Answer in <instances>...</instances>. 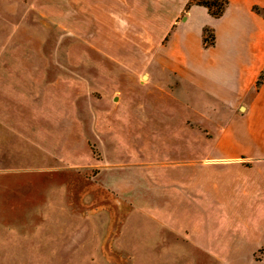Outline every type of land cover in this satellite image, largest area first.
Returning a JSON list of instances; mask_svg holds the SVG:
<instances>
[{
	"label": "rangeland",
	"instance_id": "rangeland-1",
	"mask_svg": "<svg viewBox=\"0 0 264 264\" xmlns=\"http://www.w3.org/2000/svg\"><path fill=\"white\" fill-rule=\"evenodd\" d=\"M72 7L66 0H0V50H62L77 23ZM205 34L211 39L210 30ZM71 38L75 51L80 45ZM128 43L119 45L129 50ZM103 65L102 89L84 97L88 110L96 99L110 108L120 98L119 108L108 112L113 116H33L40 92L21 85L12 101L0 88V264H257L256 250L239 247V211L253 196H239L236 166H224L207 185L190 176L183 197L159 194L163 162L241 155L175 152L228 143L231 138L193 135L188 127H214L226 118L200 104L205 116L216 118L198 119L161 92L158 79L144 82L131 67L107 58ZM97 165H108L99 192L118 193L120 200L83 201ZM173 229L208 232L213 246L195 248ZM160 230L171 243L158 240Z\"/></svg>",
	"mask_w": 264,
	"mask_h": 264
},
{
	"label": "crops",
	"instance_id": "crops-1",
	"mask_svg": "<svg viewBox=\"0 0 264 264\" xmlns=\"http://www.w3.org/2000/svg\"><path fill=\"white\" fill-rule=\"evenodd\" d=\"M70 1L66 0L73 6L77 23L72 31L63 17L64 26L73 34L70 32L63 40L62 50H0V88L4 94L16 101L14 89L21 85L40 92L33 116H72V112L74 116L83 112L113 116L108 112L119 108L120 98L108 109L96 99L94 108L88 110L84 97L87 90L102 89L103 58H107L131 67L144 82L158 79L159 90L177 105L186 106L198 119L226 118L214 127L200 123L188 127L193 135L198 131L207 138H231L228 143L190 144L174 148L175 152L205 150L241 155L163 162L159 194L164 199L173 194L183 197L190 176L199 175L197 185H205L215 175H223L224 166H236L239 196H253L239 211V247L256 250L253 254L257 264H264V0H226V7L217 17L190 0ZM205 30L211 32L210 45L204 44ZM72 36L80 45L75 51L70 47ZM120 41L132 47L123 49ZM88 43L94 47L87 48ZM200 104L211 106L215 116H205ZM3 114L0 110V116ZM149 165L152 163L144 164L147 169ZM97 166L100 170L90 181L89 192L84 191L83 201L120 200L118 193L99 192L108 182L101 177L108 165ZM172 231L195 248L213 246V236L208 232ZM158 240L169 242L161 230ZM135 256H130L132 262Z\"/></svg>",
	"mask_w": 264,
	"mask_h": 264
},
{
	"label": "trees",
	"instance_id": "trees-1",
	"mask_svg": "<svg viewBox=\"0 0 264 264\" xmlns=\"http://www.w3.org/2000/svg\"><path fill=\"white\" fill-rule=\"evenodd\" d=\"M190 3H195L198 5L205 6L208 9L209 13L215 17L221 15L224 8L227 5L226 0H190ZM205 31H204V38H203L204 44L210 45L212 44V39H208L206 37Z\"/></svg>",
	"mask_w": 264,
	"mask_h": 264
}]
</instances>
